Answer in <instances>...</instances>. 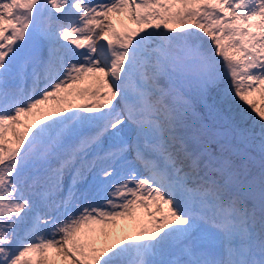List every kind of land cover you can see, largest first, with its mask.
Instances as JSON below:
<instances>
[{"label":"snow or ice","instance_id":"snow-or-ice-1","mask_svg":"<svg viewBox=\"0 0 264 264\" xmlns=\"http://www.w3.org/2000/svg\"><path fill=\"white\" fill-rule=\"evenodd\" d=\"M0 264H264V0H0Z\"/></svg>","mask_w":264,"mask_h":264},{"label":"rangeland","instance_id":"rangeland-1","mask_svg":"<svg viewBox=\"0 0 264 264\" xmlns=\"http://www.w3.org/2000/svg\"><path fill=\"white\" fill-rule=\"evenodd\" d=\"M257 99H258V97H257ZM208 103L209 104L219 103V101L215 98V96H213V98H211V99L208 100ZM201 106L203 107V105H201ZM245 127L251 128L250 124L245 125Z\"/></svg>","mask_w":264,"mask_h":264},{"label":"trees","instance_id":"trees-1","mask_svg":"<svg viewBox=\"0 0 264 264\" xmlns=\"http://www.w3.org/2000/svg\"><path fill=\"white\" fill-rule=\"evenodd\" d=\"M202 107V106H201ZM250 124V126H251V129H253V131L255 132V133H259V131H260V129H259V125H254V124H251V123H249Z\"/></svg>","mask_w":264,"mask_h":264}]
</instances>
